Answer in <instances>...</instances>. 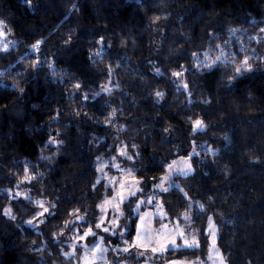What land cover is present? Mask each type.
Instances as JSON below:
<instances>
[{
	"label": "trees",
	"instance_id": "trees-1",
	"mask_svg": "<svg viewBox=\"0 0 264 264\" xmlns=\"http://www.w3.org/2000/svg\"><path fill=\"white\" fill-rule=\"evenodd\" d=\"M0 20V264H76L68 231L93 226L110 194L104 181L93 191L97 158L125 146L121 167L146 193L189 157L159 198L170 220L187 213L199 247L167 258H205L211 217L227 264H264V60L236 79L235 66H199L221 50L264 58V0H0ZM37 201L49 211L34 219Z\"/></svg>",
	"mask_w": 264,
	"mask_h": 264
},
{
	"label": "snow or ice",
	"instance_id": "snow-or-ice-1",
	"mask_svg": "<svg viewBox=\"0 0 264 264\" xmlns=\"http://www.w3.org/2000/svg\"><path fill=\"white\" fill-rule=\"evenodd\" d=\"M4 25V22L0 20V27ZM237 29L231 30V35L233 37L236 36ZM260 32H264V28L260 29ZM255 39V38H250ZM258 43H264V37H260L257 40ZM42 41H37L35 45H33L34 51H39V47ZM226 45L232 44V41H226ZM14 46V45H13ZM217 48H221V45H217ZM10 51L9 42L6 39V35L3 31H0V52L8 53ZM241 52H246V48L243 46L240 47ZM99 55V53H97ZM194 57L196 56V53H193ZM239 55V52L236 54ZM253 59H262L264 58H256L253 55H245L243 60L239 61V63L236 62V56L229 53V58L226 60L224 51L221 50L220 54L215 57L214 60L211 61V63H208L207 57L204 61L199 62L200 67H208V68H214L219 67L221 65H228V66H235V73L232 77V79H236L240 75H242L244 72H249L252 70L250 61ZM44 61L37 60L33 64L34 69H38ZM51 67V65H49ZM159 75V72H158ZM174 76L179 77L182 75V73H173ZM77 89L81 88V84L77 83L75 85ZM185 88H187V85H184ZM104 91L111 93V88H104ZM99 95V93H97ZM157 96H163V93H157ZM85 99L87 100V95L85 96ZM115 115V113H113ZM55 119V117L53 118ZM109 122H111V117H109ZM123 130V129H121ZM203 130V124L200 120H196L193 124V132L202 131ZM54 141H49V143H53ZM47 147V145H46ZM134 147V146H133ZM117 156L123 157L126 160H133V156L128 154L127 146L120 149L117 153ZM46 159V158H45ZM100 163L97 166V171L102 173L103 175L98 177L95 184L93 185V191L96 190L97 186L102 183L104 179L108 180V184L104 185L106 190L108 191H114L116 195H113L111 197L105 196L104 200L101 204L97 205V207L101 210L102 215L99 218V220L95 223V227L97 229H100L104 233H106L108 236H114L119 235L124 242L127 244L126 247H115L111 248V251L114 253H127L131 254L132 249L135 248H141L143 251L137 252V257H144L145 264H147L148 261L152 260L154 256L157 254L163 255L164 253H168L171 251L179 252L181 247L186 248H194L199 247V244L195 237H192L191 240H189L188 236L185 234V231L183 228L180 227V221L178 220L175 224L171 223H164L165 220H167L168 215L166 212H164V206L163 204H160L157 201V197L155 195V190L152 195L141 199L140 195L144 192V189L140 187L141 181L134 175L135 172L138 171V169L135 168H129L124 169L121 167V164L116 161V157H112L107 163H105L102 158H97ZM115 168L117 172L122 173V176L117 179L115 176H108L107 173H104V168ZM169 172L166 177L163 178L162 182L158 185H156V189H159L161 192H168L169 189L176 188L178 189L179 186L175 185L171 182V178L177 174L182 176H188L191 173V165L187 164L185 162V165L183 168H177L175 166V162L172 165H169ZM27 172V170H26ZM31 179V177H29ZM164 181H168V187L164 186ZM180 191H183L182 189H179ZM187 196V194H185ZM31 202V201H29ZM135 202V207L131 208V211L127 214L128 219H131L133 216H140V223L137 225V235L136 239L132 242L127 241L126 233H127V225L123 229L119 228V221L121 218H125V212L122 209V206H131V204ZM37 206L42 208L43 211L38 213L36 216H34V219L37 218V216H43L46 212L49 211L48 207L45 206L44 202L37 201ZM114 207L115 212L113 215L115 216L114 219H109V207ZM150 206V211L144 213L143 215H140L141 209L144 207ZM52 207H55L53 205ZM201 208H203L202 205H200ZM76 211H79L77 209ZM54 214V213H53ZM4 215L8 216L10 219H15V216L12 215L11 208H6L4 210ZM149 217L156 220V222L161 224V227L158 229H155L156 237H157V244L153 245L152 236L148 234L147 229L145 227V222L149 219ZM185 221H190L189 216L187 213L185 214L184 218ZM76 222H83V217L77 216ZM107 222V226H105ZM135 222V221H134ZM29 225H31L33 228L36 227V225L33 223V220H29L27 222ZM43 223V221H41ZM209 228L212 230V239H213V246L215 245V229L211 223V217H209ZM166 236H170V239L167 243L162 242ZM94 238L95 242H89L88 238ZM76 243L69 245V247L72 249V251L64 252L62 250V254L65 257L66 260H71L73 258H78V264H98V261H103L104 264H109L105 257V253L109 252L110 242L109 246H102L105 244L106 237H100L98 236V233L93 231L91 227H88L87 231H85L82 235L77 234L75 236ZM183 241V244H180L179 241ZM84 241L88 243L87 248V255L81 254V244L80 242ZM151 252L152 256H146L145 252ZM216 256L220 259V264H224L223 258L220 257L219 252H216ZM111 264H121V260L119 258L114 259ZM170 264H180L179 261L173 260L170 262Z\"/></svg>",
	"mask_w": 264,
	"mask_h": 264
},
{
	"label": "rangeland",
	"instance_id": "rangeland-1",
	"mask_svg": "<svg viewBox=\"0 0 264 264\" xmlns=\"http://www.w3.org/2000/svg\"><path fill=\"white\" fill-rule=\"evenodd\" d=\"M0 31H2L1 27H0ZM112 157H116V161H114V162H119L121 164V157L117 156V155L111 156V157H108V158H102V160L105 163H107ZM174 162H175V166L177 168H183L184 165H185V162H187V164L191 165L189 157L172 160L168 164V166L172 165ZM99 163H100V161H97L96 169H97V166H98ZM168 166H167L166 172L162 176V178L156 184H154L152 186V191H150L148 193L143 192V193L139 194L141 199H144V198L152 195L154 190H155V195L157 197V201L160 204H162L161 201H160V198H159V193H162V192L159 191V189H156L155 186L160 184L162 182L163 178L168 175V172H169V167ZM191 172H192V167H191ZM104 173H107L108 176H115L117 179H119L122 176V173L117 172V170L115 168H111L110 169L108 167H105L104 168ZM98 174H99V177L103 175L100 172H98ZM180 176H182V175L177 174V175L173 176L171 178V182L175 184L174 178L175 177H180ZM103 181H104L105 185L108 184V180L107 179H104ZM168 183H169L168 181H164V186L168 187ZM113 195H116V193L114 191H110V194L107 195V196L111 197ZM104 198H105V196H104ZM104 198L102 199V201L104 200ZM102 201H101V203H102ZM134 207H135V202H134L133 208ZM122 208H123V206H122ZM149 211H150V206L144 207V208L141 209L140 215H143L144 213L149 212ZM114 212H115V208L110 206L109 207V217H108L109 219H114L115 218V216L113 215ZM101 215H102V212L98 208L97 221L99 220ZM184 216H182V218H181L183 221L181 220L180 227L184 229L185 234L188 236L189 240H191L192 237H195V239L197 240V236L192 234L191 230L190 231L186 230V228H185V224L186 223L185 222H187V221H185L183 219ZM136 217H137V219H136L134 232H133V234L131 236H129V234H128L129 230H130L129 221L126 218H121V220L119 221L118 231L120 229H123L125 227V225H127L126 238H127V241H129V242H132V241H134L136 239L137 230H138L137 225L140 223V216L137 215ZM177 221L178 220H170L169 218H167V220H165L164 223L175 224ZM211 223H212V225H213V227L215 229V245L213 246L212 230L209 228V220H208L207 227H206V235H207V239H208V245H207V255L205 256V258H203V259H195V260H191V261H189V260H177V259H169V258H167L168 253H164L163 255L157 254L156 256L153 257L152 260L148 261L147 264H170V262L173 261V260L179 261L180 264H220V259L216 256V252L217 251L219 252L220 257L223 258L224 264H227L224 256L222 255V253L220 252V250L218 249V247L216 245L217 234H216V228H215V226L213 224L212 219H211ZM105 226H107V222H106ZM88 227H91L93 229V231L97 232L98 236L106 237L105 244L102 245V246H109V242H110L109 252L104 254L106 259H107V261L109 262V264H111V262L114 259H116V258H119L121 260V264H145L144 257H142V256L141 257H137L136 256L137 252L143 251V249H141V248L132 249L131 254L114 253V252H112L111 248H115L117 246L126 247L127 244L124 242V240L119 235L108 236L106 233H104L100 229H97L95 227V224L93 226H85L84 227V226L79 225V226L71 227L69 229V231H68V243L70 245L76 243L75 236L77 234L82 235L85 231H87ZM145 227L147 229L148 234L152 236L153 245H156L157 244V237H156V233H155L154 230L160 228L161 224L156 222V220H154L153 218L149 217V219L145 222ZM169 239H170V236H166L162 242L167 243ZM88 240H89V242H93V243L95 242L94 238H91V237H89ZM116 240H117V243H115ZM197 242H198V240H197ZM179 243L183 244V241L181 240V241H179ZM80 244H81V254L87 255L88 243H86L84 241H81ZM194 248H197V247H194ZM194 248L181 247L180 250H185V249L191 250V249H194ZM70 251H72L71 248H70ZM145 255L146 256H152V253L150 251L149 252H145ZM75 260L77 261L76 264H78V258H76ZM98 264H104V262L103 261H98Z\"/></svg>",
	"mask_w": 264,
	"mask_h": 264
}]
</instances>
